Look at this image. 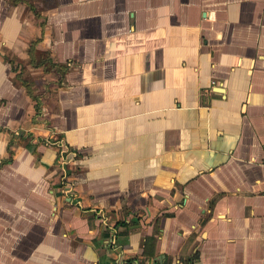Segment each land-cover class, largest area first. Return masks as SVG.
Segmentation results:
<instances>
[{
    "label": "crops",
    "instance_id": "1",
    "mask_svg": "<svg viewBox=\"0 0 264 264\" xmlns=\"http://www.w3.org/2000/svg\"><path fill=\"white\" fill-rule=\"evenodd\" d=\"M0 264H264V0H0Z\"/></svg>",
    "mask_w": 264,
    "mask_h": 264
},
{
    "label": "trees",
    "instance_id": "2",
    "mask_svg": "<svg viewBox=\"0 0 264 264\" xmlns=\"http://www.w3.org/2000/svg\"><path fill=\"white\" fill-rule=\"evenodd\" d=\"M41 140L39 139V142H40ZM28 147L29 148H31V144H29L28 145ZM56 149H57V152L60 154V150H61V147H60V145H57L56 146ZM32 152H33V154L36 156V157H40V153L39 152H37V150L35 149V148H33L32 149ZM67 170L65 169H63V170H59V171H57L56 172V174L55 175H53V177H52V180H51V183H63L64 182V179H65V177H66V175H67Z\"/></svg>",
    "mask_w": 264,
    "mask_h": 264
}]
</instances>
